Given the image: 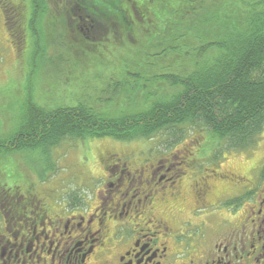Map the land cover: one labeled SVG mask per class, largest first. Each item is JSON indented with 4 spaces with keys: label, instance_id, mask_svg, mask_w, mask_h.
<instances>
[{
    "label": "trees",
    "instance_id": "1",
    "mask_svg": "<svg viewBox=\"0 0 264 264\" xmlns=\"http://www.w3.org/2000/svg\"><path fill=\"white\" fill-rule=\"evenodd\" d=\"M0 7L9 35L22 40L25 33L33 36L31 56L36 57L33 51L46 50L48 56L55 50L39 41L57 28L59 36L76 39L64 49L62 68L92 73L115 68L112 96L132 107L131 112L123 113V107L111 115L105 107L114 104L113 98L97 108L83 97L80 104L47 109L33 99L30 71L21 128L8 143L0 141V149L39 151L48 157L51 148L68 140H151L165 132L173 139L170 147L144 149L160 158L179 149L173 145L190 130L198 134L192 146L197 145L179 167H191L197 154L209 160V167L201 160V189L224 180L228 191L231 187V193H238L255 184L258 171L250 176L224 162L217 164L231 152L253 148L263 133L264 0H0ZM71 9L100 25L93 30L87 26V33L77 28L71 32ZM120 50L127 57L110 66L112 54ZM260 174L264 176V166Z\"/></svg>",
    "mask_w": 264,
    "mask_h": 264
},
{
    "label": "flooded vegetation",
    "instance_id": "2",
    "mask_svg": "<svg viewBox=\"0 0 264 264\" xmlns=\"http://www.w3.org/2000/svg\"><path fill=\"white\" fill-rule=\"evenodd\" d=\"M71 10V32L100 25ZM172 154L99 152L91 201L30 184L17 210L0 195V264H264L261 167L248 193H231L224 180L201 189V170L180 168Z\"/></svg>",
    "mask_w": 264,
    "mask_h": 264
},
{
    "label": "rangeland",
    "instance_id": "3",
    "mask_svg": "<svg viewBox=\"0 0 264 264\" xmlns=\"http://www.w3.org/2000/svg\"><path fill=\"white\" fill-rule=\"evenodd\" d=\"M16 2L17 0H13L14 4ZM6 26L0 7V137L4 138L0 139V141H3L2 143H8L12 140L18 129L21 128V116L24 112L23 100H25L27 85L30 83L27 82L30 71H32L33 99L47 109H59L61 106L80 104L82 98L85 97L87 104L96 102L97 108H104L105 103L113 98L114 104L105 107L110 109L111 115H118L123 107V113L132 111V107L128 106L129 103L121 100L120 96H112L110 84L113 82L114 75L117 74L113 73L115 68L111 71L106 70L99 73L84 71L79 67L70 71L67 68H62L63 60L67 56L64 49L73 44L75 38L71 36L74 40L69 41V34L59 36L57 28H55L54 32L44 35L40 38V41L38 40L44 48L50 46L55 50H49L48 56L46 50L44 53L42 49L37 52L33 51L36 55L34 57L30 54L34 40L33 36L25 33L23 40L19 39L15 35H9ZM56 46H59L57 48L60 49L56 50ZM120 55L121 57H119ZM124 57L127 56L125 53L123 54L122 50H120V53L112 54L113 62H110V66H117L119 62L114 61L118 58L123 61ZM30 62H32V65H29ZM132 95L138 97L140 92L132 93ZM119 101L120 103H118ZM197 136L198 134H190V130H186L182 140L173 145L175 148L180 147V153L174 156L175 162L180 161V158L184 156L186 160L192 157V152L197 145L192 146V144ZM168 137V134L161 132L151 140L139 138L124 141L108 136L99 139L68 140L57 147L51 148L48 157L36 152L2 148L0 149V195L8 201L10 206H13L12 209L17 210L27 206L23 201H20V204L17 205L16 200L19 197L17 188L9 189L10 186L15 184L22 189L28 183H33L37 188L50 187L55 189L56 194L60 193V195L74 190L78 195L71 196L80 197L81 194L84 195L83 193L88 188L87 184L89 185V182L87 183V180L90 178L91 168L94 167L96 172L101 168L98 158L99 152L102 153L106 149L112 151L125 149L162 150L170 147L173 141ZM199 140L200 143H203L206 138ZM215 148H217V151L221 150L219 147ZM263 158L264 129L253 148L237 153L231 152L228 159H221L217 166H221L224 162L223 166L233 167L238 172L248 173L251 176L253 167L259 163L264 166ZM201 160L204 161L206 167L210 166L209 160ZM201 160L197 154V159L193 164L199 165ZM207 172L211 173L210 171ZM39 174L46 178L45 181H41ZM83 198L89 199V201L92 199L85 197V195ZM220 208L229 209V206H221Z\"/></svg>",
    "mask_w": 264,
    "mask_h": 264
}]
</instances>
